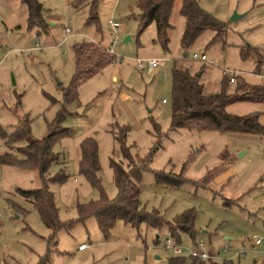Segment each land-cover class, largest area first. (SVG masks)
Returning a JSON list of instances; mask_svg holds the SVG:
<instances>
[{"label":"rangeland","instance_id":"rangeland-1","mask_svg":"<svg viewBox=\"0 0 264 264\" xmlns=\"http://www.w3.org/2000/svg\"><path fill=\"white\" fill-rule=\"evenodd\" d=\"M39 1L47 28L37 33L27 27L20 0H0V127L10 134L18 110L30 117L33 139L68 130L52 146L59 159L47 174L62 170L66 176L48 182V188L60 222L69 224L58 229L51 242L52 230L30 199L18 192L40 185L37 171L0 164V264H36L46 254L49 264H160L173 255L164 248L172 219L188 208L195 210V242H203L216 261L264 264V245L253 247L254 237L264 239V133L170 126L174 64L196 74L208 94L220 91L226 68L236 71V82H227L228 93L234 94L240 81L264 89V0H198L226 24L225 31L210 42L214 31L207 29L187 48L180 45L185 28L180 0L171 11L166 48L156 40L155 23L138 33L137 0H99L96 21L91 20L89 4ZM234 14L238 17L233 20ZM14 15L16 22L7 28L4 21ZM110 20L120 24L116 37L110 35ZM66 26L71 36L65 39ZM83 41L108 49L119 61L81 83L77 98L66 105L68 114L57 128L50 127L63 104L62 88L75 72L73 45ZM193 53H204L207 60H192ZM137 58L163 62L148 71L137 67ZM224 108L237 115L257 113L264 127V101L233 100ZM122 128L131 155L143 158L153 149L141 171L139 199L146 210L157 209L165 224L133 226L118 219L103 234L94 216L78 219L77 204L99 197L79 169L80 145L85 137L96 141L99 180L106 195L114 197L111 161L126 167L116 139ZM13 150L0 135V154ZM158 171L183 178L178 185H167L157 181ZM81 244L87 246L85 251H78ZM193 244L189 235L180 234L183 249ZM239 252L245 255L239 257ZM182 255L189 253L184 250Z\"/></svg>","mask_w":264,"mask_h":264},{"label":"trees","instance_id":"trees-1","mask_svg":"<svg viewBox=\"0 0 264 264\" xmlns=\"http://www.w3.org/2000/svg\"><path fill=\"white\" fill-rule=\"evenodd\" d=\"M176 0H137L138 33H141L149 24L155 23L156 40L167 47L169 39L168 31L171 28L169 22L172 8ZM27 8V27L36 29L37 33L45 31L47 24L43 19V6L39 0H21ZM99 0H75L73 5L79 7L89 4L93 10L91 20L96 21L95 8ZM179 14L185 20V28L180 38L182 48L190 47L196 38L205 30L211 29L214 35L210 42L222 37L226 24L217 19L211 12L203 9L198 0H180ZM75 72L69 84L62 88L63 104L50 127H58L59 123L68 114L66 105L77 98L78 88L81 83L91 78L103 68L111 64L115 56L108 49L99 48L91 41L77 42L73 45ZM172 76V113L171 128L186 129H216L220 131H233L243 133L263 134L264 127L258 120L257 113L237 115L229 113L224 106L233 100L237 101H264V89L260 85L247 86L244 81L238 82L236 92L230 94L227 91L229 76L224 75L220 91L216 93H205L198 76L189 72L188 68L173 65ZM55 101V100H53ZM19 108V107H17ZM17 114L15 129L8 134L0 127V135L3 143L14 150L0 154V164L16 165L24 168L35 169L38 173L40 185L35 188L18 192L30 199L44 224L52 230L51 242L55 232L63 225L58 218V208L55 203L53 192L48 188V182H61L65 174L60 170L54 176H49L50 165L57 162L59 154L52 150L56 140L66 134L67 129L50 131L41 139L31 138V119L27 114ZM157 134H160L158 124L152 121ZM127 135L126 128L120 129L116 136L120 144L123 157L126 159V167L121 163L111 161L113 169V181L116 194L109 198L99 180L100 169L97 154V144L93 137H85L80 145L79 169L81 173L97 188L99 197L95 200L77 204L78 219L92 215L97 220L98 226L103 234H107L116 220L138 226L146 223L153 228H160L165 224V219L157 209L146 210L139 199V179L141 171L146 168L151 160V152L141 158L130 154L129 147L125 145ZM22 143V144H21ZM21 144V145H16ZM181 174L156 172V179L167 185H178L182 180ZM227 202H229L227 200ZM195 210L188 208L172 219L169 231L172 242L180 244V234L185 233L192 238L195 244ZM158 238H156V242ZM233 264L230 260L222 262L214 258L197 259L189 255H172L160 264ZM49 254L39 257L36 264H49ZM142 264H156L144 261Z\"/></svg>","mask_w":264,"mask_h":264},{"label":"built area","instance_id":"built-area-1","mask_svg":"<svg viewBox=\"0 0 264 264\" xmlns=\"http://www.w3.org/2000/svg\"><path fill=\"white\" fill-rule=\"evenodd\" d=\"M110 23V29L112 31V35L114 37H116V30L118 28V23L115 21H109ZM65 31L69 32L70 29L68 27H65ZM192 60H200V61H206L207 57L204 53L202 54H198V53H193L191 54V56H189ZM184 58V56H183ZM117 60L119 61L118 58L115 57L113 62H117ZM163 62L162 58L159 59H148V60H142L140 58L136 59V63H137V67L140 69H146L148 71H152L155 67H157L158 65H161ZM223 74L229 76V81L230 82H234L235 78H234V74L235 71L231 70L229 68L223 69ZM264 245V239L263 238H255L253 240V247L255 248L258 245ZM86 247L85 244H81L78 247V250H82ZM166 250L169 249L173 252L174 255H180L183 253L184 250L188 251L189 256L192 258H197V259H210L213 258V255L210 254L209 252H207L204 249V243L203 242H197L195 244H193V247L190 248H186L183 249L182 246H180V244H175L172 242V236L170 232L166 233V243H165V247ZM245 252H239L238 256H244ZM186 264H190V262H187Z\"/></svg>","mask_w":264,"mask_h":264},{"label":"crops","instance_id":"crops-1","mask_svg":"<svg viewBox=\"0 0 264 264\" xmlns=\"http://www.w3.org/2000/svg\"><path fill=\"white\" fill-rule=\"evenodd\" d=\"M21 1V0H20ZM68 1H70V0H68ZM179 6H180V3H179ZM25 9H26V12H27V8H26V6H25ZM178 12H179V7H178ZM16 17H15V15L14 16H11L10 18H7L6 19V21H4L5 22V25H6V27L7 28H9V27H11L16 21V19H15ZM110 21H113V20H110ZM26 22H27V17H26ZM115 22H117V21H115ZM118 23V22H117ZM108 25H109V31H110V35H111V37H114L113 35H112V31H111V29H110V23L108 22ZM66 27H68V26H66ZM33 30H36V29H34V28H32ZM119 29H120V24L118 23V28H117V30H116V35L118 34V31H119ZM64 32L66 33V35H65V39L66 38H68L69 36H71L70 35V31L69 32H66L65 31V27H64ZM37 40H39V38H38V36H37V38H36ZM35 44H37V42H35ZM34 44V45H35ZM235 71V70H234ZM235 74H236V71H235ZM234 78H235V75H234ZM236 82V78H235V80H234V82H230V83H235ZM156 238H158V236H156ZM87 249V246L84 248V249H82V250H78V251H85ZM155 258H159V256H157V255H155Z\"/></svg>","mask_w":264,"mask_h":264},{"label":"water","instance_id":"water-1","mask_svg":"<svg viewBox=\"0 0 264 264\" xmlns=\"http://www.w3.org/2000/svg\"><path fill=\"white\" fill-rule=\"evenodd\" d=\"M237 17H238V16H237L236 14H234V15L232 16V19L234 20V19L237 18ZM128 39H129V37L127 36L125 40H128Z\"/></svg>","mask_w":264,"mask_h":264}]
</instances>
